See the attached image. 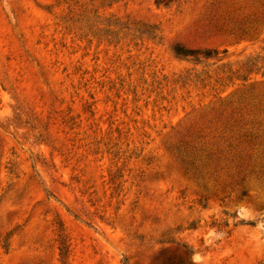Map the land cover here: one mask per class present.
Listing matches in <instances>:
<instances>
[{
    "label": "rangeland",
    "instance_id": "rangeland-1",
    "mask_svg": "<svg viewBox=\"0 0 264 264\" xmlns=\"http://www.w3.org/2000/svg\"><path fill=\"white\" fill-rule=\"evenodd\" d=\"M0 264H264V0H0Z\"/></svg>",
    "mask_w": 264,
    "mask_h": 264
},
{
    "label": "trees",
    "instance_id": "trees-1",
    "mask_svg": "<svg viewBox=\"0 0 264 264\" xmlns=\"http://www.w3.org/2000/svg\"><path fill=\"white\" fill-rule=\"evenodd\" d=\"M177 53H178V54H182V55H183V53H182L181 51H179V50H177Z\"/></svg>",
    "mask_w": 264,
    "mask_h": 264
}]
</instances>
